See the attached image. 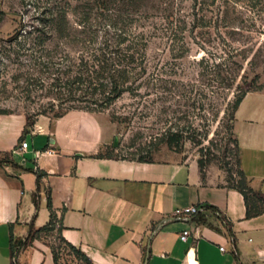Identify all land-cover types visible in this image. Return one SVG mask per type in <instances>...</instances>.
I'll return each mask as SVG.
<instances>
[{
	"label": "crops",
	"instance_id": "crops-1",
	"mask_svg": "<svg viewBox=\"0 0 264 264\" xmlns=\"http://www.w3.org/2000/svg\"><path fill=\"white\" fill-rule=\"evenodd\" d=\"M231 125L240 168L264 198V87L245 94ZM115 131L103 111L71 109L32 125L24 113H0V264H55L50 243L31 238L51 211L90 264H264V211L246 217L221 169L200 171L168 147L147 161L108 156ZM192 205L198 216L168 220Z\"/></svg>",
	"mask_w": 264,
	"mask_h": 264
},
{
	"label": "rangeland",
	"instance_id": "rangeland-1",
	"mask_svg": "<svg viewBox=\"0 0 264 264\" xmlns=\"http://www.w3.org/2000/svg\"><path fill=\"white\" fill-rule=\"evenodd\" d=\"M56 5L67 10L70 36H26L24 29L45 27ZM112 22L149 38L141 87L102 110L116 125V146L105 152L130 159L168 147L221 169L226 180L229 168L237 179L232 103L264 84V0H0V111L24 113L32 125L78 105L56 78L83 50L92 52L105 30L111 36ZM84 23L88 39L80 43ZM221 80L229 88H216ZM176 129L182 137L170 147L165 140ZM37 235L66 264L74 255L55 230Z\"/></svg>",
	"mask_w": 264,
	"mask_h": 264
},
{
	"label": "trees",
	"instance_id": "trees-1",
	"mask_svg": "<svg viewBox=\"0 0 264 264\" xmlns=\"http://www.w3.org/2000/svg\"><path fill=\"white\" fill-rule=\"evenodd\" d=\"M132 2V0H130ZM103 3V2H102ZM102 9L106 6L102 5ZM48 16L44 18V26L39 29L35 26L29 29H24L25 35H32L34 33H40L43 37H64L70 36V28L67 22V10L56 5V9L48 11ZM87 19V14H86ZM81 24V23H80ZM82 34L79 38L80 43L85 42L87 38V30H85V23L81 26ZM45 28V29H44ZM111 28V36L108 30H105L104 40L100 41L96 48L92 52L87 53L83 50L80 53L77 64H71L68 68L66 74L62 75V78H56L59 82V86H63L68 89L69 94L76 93V97L70 96V100L77 101L79 104L76 106H71L65 109H83L90 111H102L107 108L112 102L119 98L124 92L134 93L136 89L141 87L140 81L146 74L145 61H146V47L148 44L149 35L143 32H134L125 30L124 27L117 26V23H111L109 29ZM92 36L89 39L96 41L97 37L95 31H92ZM21 36L20 29L10 38L11 40H16ZM109 38H108V37ZM36 34L34 39H37ZM42 40V39H41ZM60 79V80H59ZM182 84V83H181ZM230 83L221 81H216V88L224 89L229 88ZM264 87L260 85L259 87L253 88L251 90H246L237 94L232 103V119L234 116V111L238 107L242 98L247 92L261 90ZM84 103L85 106H79ZM230 102L227 103V106ZM92 106V107H90ZM0 113H8L0 111ZM60 116V115H56ZM183 129H176L175 132L171 133L170 137L165 140L166 144L170 147L174 146L179 142L182 137ZM232 132V125H231ZM233 134V132H232ZM235 144V157L236 165L238 170L236 172L237 179H234L233 172L229 168L227 171V183L236 188L244 197L246 204V217L255 216L262 211H264V198L260 193L254 191L248 184V179L244 172L240 168L239 159V147L237 139L234 138ZM106 155L112 156L111 153L106 152ZM102 156V154H100ZM140 161H147L151 159V154L147 156H140L138 158H130ZM206 161L203 159L198 160V166L200 171H203ZM56 231L59 240L68 248V250L73 253L77 258L84 261L85 264H90L88 258L76 247L67 243L61 237V225L57 222L55 214L51 211L49 221L40 229L36 230L31 238L39 237L37 234L40 232H52ZM52 253L54 256L55 264H60L58 262V254L54 248H52Z\"/></svg>",
	"mask_w": 264,
	"mask_h": 264
},
{
	"label": "built area",
	"instance_id": "built-area-1",
	"mask_svg": "<svg viewBox=\"0 0 264 264\" xmlns=\"http://www.w3.org/2000/svg\"><path fill=\"white\" fill-rule=\"evenodd\" d=\"M27 146H28V142L26 140H22L20 142L19 148L25 149L27 148ZM37 155H38V151H35V156ZM200 212H201V209L199 206L192 205L186 208L174 210L173 213L168 217V220L169 219H187L191 216H198ZM188 235H189V230L184 229L180 235V239L185 241L188 238ZM223 249L224 248L220 246V250L223 251Z\"/></svg>",
	"mask_w": 264,
	"mask_h": 264
},
{
	"label": "water",
	"instance_id": "water-1",
	"mask_svg": "<svg viewBox=\"0 0 264 264\" xmlns=\"http://www.w3.org/2000/svg\"><path fill=\"white\" fill-rule=\"evenodd\" d=\"M113 146H116V138H114Z\"/></svg>",
	"mask_w": 264,
	"mask_h": 264
}]
</instances>
